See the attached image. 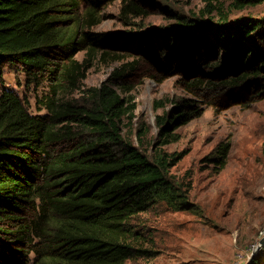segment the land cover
<instances>
[{
    "label": "trees",
    "instance_id": "16d2710c",
    "mask_svg": "<svg viewBox=\"0 0 264 264\" xmlns=\"http://www.w3.org/2000/svg\"><path fill=\"white\" fill-rule=\"evenodd\" d=\"M113 1L0 0V82L8 68L20 71L28 88L44 81L37 103L46 111L34 113L27 96L0 89V264H127L151 257L156 250L138 216L158 203L176 211L194 207L187 177L171 173L181 156L162 147L179 139L176 129L200 113L198 105L184 98L157 115V148L148 153L124 133L137 118L139 60L115 67L98 86L84 84L99 58L125 57L112 36L92 30ZM215 1L206 12L218 17L177 16L184 29L167 34H180L190 47L171 62L155 51V64L174 71L179 60L184 70L206 76L191 84L255 88L264 97V17L230 15L264 0ZM132 12L145 10L124 0L122 16ZM140 39V49L151 47ZM148 132L142 124L137 136ZM231 148L228 137L205 160L220 171ZM257 252L250 264H262Z\"/></svg>",
    "mask_w": 264,
    "mask_h": 264
},
{
    "label": "rangeland",
    "instance_id": "374dc122",
    "mask_svg": "<svg viewBox=\"0 0 264 264\" xmlns=\"http://www.w3.org/2000/svg\"><path fill=\"white\" fill-rule=\"evenodd\" d=\"M136 1L145 12H132L126 18L121 14L124 0H115L104 9L102 21L92 28L112 36L115 51L125 57L96 60L84 80L85 86H98L115 67L139 60L137 86L133 91L138 103L137 118L133 128H125L124 133L148 153L157 148V115L168 113L184 98H191L200 113L176 129L180 135L177 141L162 147L181 156L171 167V173L177 178L187 177L194 207L176 211L158 203L141 213L139 227L149 234L148 244L156 251L154 256L129 259L127 264H230L236 253L259 245L264 237V97L257 95L255 88L191 84L206 76L200 70L197 73L184 70L179 60L174 62L178 66L174 71L162 62L155 64V51L162 60L171 62L190 47L188 40L182 44L180 34L175 35L174 31L171 37L167 34L172 28L184 29L177 26V16L182 13L218 17L216 11L206 12L210 2L217 3L215 0ZM230 2H226V9ZM230 15L264 17V2L231 9ZM140 35L150 40L151 47L145 45L140 49V42L145 40ZM167 50L168 57L163 53ZM84 56L85 52L78 54L81 59ZM43 84L44 81L39 89L34 85L28 88L24 75L16 68H8L0 89L7 87L27 96L32 112L45 113L37 103ZM142 124L149 132L140 140L137 130ZM228 137L232 140L228 163L218 171L205 158ZM256 252L264 264V245H259Z\"/></svg>",
    "mask_w": 264,
    "mask_h": 264
},
{
    "label": "built area",
    "instance_id": "2783aa9c",
    "mask_svg": "<svg viewBox=\"0 0 264 264\" xmlns=\"http://www.w3.org/2000/svg\"><path fill=\"white\" fill-rule=\"evenodd\" d=\"M259 245H253L245 251L236 253L230 264H248V261L255 254Z\"/></svg>",
    "mask_w": 264,
    "mask_h": 264
},
{
    "label": "water",
    "instance_id": "95a60500",
    "mask_svg": "<svg viewBox=\"0 0 264 264\" xmlns=\"http://www.w3.org/2000/svg\"><path fill=\"white\" fill-rule=\"evenodd\" d=\"M259 245H260V246L264 245V237L261 238V240H260V244H259Z\"/></svg>",
    "mask_w": 264,
    "mask_h": 264
}]
</instances>
